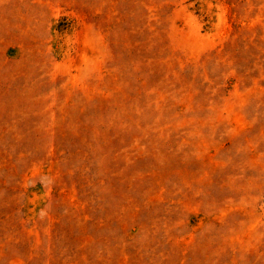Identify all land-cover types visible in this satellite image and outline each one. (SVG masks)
<instances>
[{"label":"rangeland","instance_id":"rangeland-1","mask_svg":"<svg viewBox=\"0 0 264 264\" xmlns=\"http://www.w3.org/2000/svg\"><path fill=\"white\" fill-rule=\"evenodd\" d=\"M0 264H264V0H0Z\"/></svg>","mask_w":264,"mask_h":264}]
</instances>
